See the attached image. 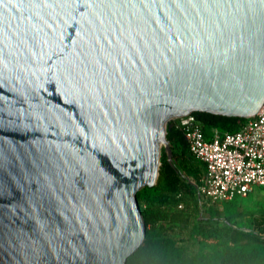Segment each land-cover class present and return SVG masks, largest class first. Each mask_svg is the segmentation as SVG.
<instances>
[{
  "label": "water",
  "instance_id": "1",
  "mask_svg": "<svg viewBox=\"0 0 264 264\" xmlns=\"http://www.w3.org/2000/svg\"><path fill=\"white\" fill-rule=\"evenodd\" d=\"M264 100V0H0V264H125L165 122Z\"/></svg>",
  "mask_w": 264,
  "mask_h": 264
},
{
  "label": "trees",
  "instance_id": "2",
  "mask_svg": "<svg viewBox=\"0 0 264 264\" xmlns=\"http://www.w3.org/2000/svg\"><path fill=\"white\" fill-rule=\"evenodd\" d=\"M191 112L205 134L212 127L220 132L234 130L245 119L204 110ZM165 138L170 159L162 150L155 183L136 191L145 233L125 264H264V209L257 217L243 212L236 204L241 197L236 196L222 201L220 209L200 204L195 184L181 174L183 170L198 174L203 164L191 155L183 134L169 121ZM204 212H208L206 217ZM189 215L194 219L185 227ZM183 228L187 229L178 234Z\"/></svg>",
  "mask_w": 264,
  "mask_h": 264
},
{
  "label": "built area",
  "instance_id": "3",
  "mask_svg": "<svg viewBox=\"0 0 264 264\" xmlns=\"http://www.w3.org/2000/svg\"><path fill=\"white\" fill-rule=\"evenodd\" d=\"M166 121L183 134L188 151L203 164L191 181L200 204L244 197L255 185L264 186V100L231 131L212 127L205 134L192 112L170 116Z\"/></svg>",
  "mask_w": 264,
  "mask_h": 264
},
{
  "label": "rangeland",
  "instance_id": "4",
  "mask_svg": "<svg viewBox=\"0 0 264 264\" xmlns=\"http://www.w3.org/2000/svg\"><path fill=\"white\" fill-rule=\"evenodd\" d=\"M166 122H165V124H166ZM168 146H169V143H168ZM162 150L165 151L163 144L161 143L160 148H159V155H160V152ZM170 157H171V155H170ZM159 163H160V161H159ZM158 167H159V164H158ZM181 175L190 181L195 180L196 176H197V174H194L191 171H185V170L182 171ZM236 204H238L239 209H241V211L253 212V215L255 217H257L258 216L257 213L260 210L264 209V186L255 185L253 187L252 191L249 192L246 196L241 197V198H237ZM214 206L220 209L222 206V202L218 203V204H214ZM203 215L206 217L208 215V212H204ZM193 219H194L193 215H189L188 221H187L185 227H188L192 223ZM243 223H244V225H246V221H243ZM185 229H187V228H183V230H181V231L178 229L177 233L180 234L183 231H185ZM196 246L202 247V248H207V246L205 244H197Z\"/></svg>",
  "mask_w": 264,
  "mask_h": 264
},
{
  "label": "bare ground",
  "instance_id": "5",
  "mask_svg": "<svg viewBox=\"0 0 264 264\" xmlns=\"http://www.w3.org/2000/svg\"><path fill=\"white\" fill-rule=\"evenodd\" d=\"M160 145H161V142L158 143V150H159V148H160Z\"/></svg>",
  "mask_w": 264,
  "mask_h": 264
}]
</instances>
